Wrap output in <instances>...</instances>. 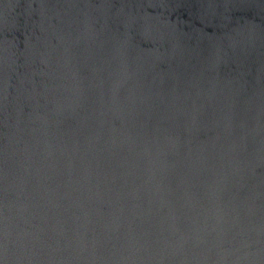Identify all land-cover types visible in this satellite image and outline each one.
Segmentation results:
<instances>
[{
	"label": "water",
	"instance_id": "95a60500",
	"mask_svg": "<svg viewBox=\"0 0 264 264\" xmlns=\"http://www.w3.org/2000/svg\"><path fill=\"white\" fill-rule=\"evenodd\" d=\"M0 264H264V0H0Z\"/></svg>",
	"mask_w": 264,
	"mask_h": 264
}]
</instances>
